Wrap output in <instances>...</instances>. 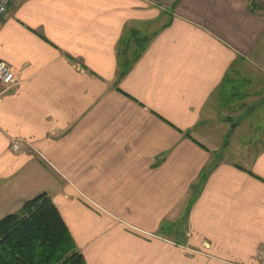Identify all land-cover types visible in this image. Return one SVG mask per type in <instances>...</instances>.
<instances>
[{"label": "crops", "instance_id": "crops-1", "mask_svg": "<svg viewBox=\"0 0 264 264\" xmlns=\"http://www.w3.org/2000/svg\"><path fill=\"white\" fill-rule=\"evenodd\" d=\"M249 7L14 0L0 220L47 193L87 264H264V11ZM230 83L247 95L231 113Z\"/></svg>", "mask_w": 264, "mask_h": 264}, {"label": "trees", "instance_id": "trees-1", "mask_svg": "<svg viewBox=\"0 0 264 264\" xmlns=\"http://www.w3.org/2000/svg\"><path fill=\"white\" fill-rule=\"evenodd\" d=\"M252 10L259 8L248 0ZM0 264H87L47 193L0 220Z\"/></svg>", "mask_w": 264, "mask_h": 264}, {"label": "rangeland", "instance_id": "rangeland-1", "mask_svg": "<svg viewBox=\"0 0 264 264\" xmlns=\"http://www.w3.org/2000/svg\"><path fill=\"white\" fill-rule=\"evenodd\" d=\"M248 1V0H247ZM255 2H256V5L259 3V2H261V5H260V7L259 8H256L255 10H252L253 8H251V4H250V2L248 1V3H249V10L251 11V12H258V10H263L264 11V0H255ZM251 77H253V76H251ZM253 78H256V81H259V82H261V80H262V82H264V71H261L260 70V72L257 74V75H254V77ZM263 78V79H262ZM244 86V85H243ZM227 88L228 89H226L225 90V96H226V98L224 97L223 99H222V101L224 102V104H226L227 102V104H229V105H233L232 107H231V110H230V108L228 107L226 110H228V111H230V113H231V111L234 109V104L235 103H238L239 101H240V99H241V97L244 95V94H240V93H238V91L237 92H234L233 91V85L230 83L228 86H227ZM237 87H235V89H236ZM260 89V87H257V90H259ZM249 90V88H248V86H247V89H245L244 90V93H247V91ZM261 92H258V94H260ZM236 94V95H235ZM245 96H247V95H244V97ZM252 102H254V101H252ZM251 103V102H250ZM249 103V104H250ZM248 104V105H249ZM247 105V106H248ZM245 107V108H243V109H245L246 111L248 110L249 112L248 113H241V114H253L254 113V111H255V109L251 106V107ZM241 114H238V115H241ZM262 114H264V108H262V109H260V108H256V112L254 113V116H260V115H262ZM238 115H236V117L238 116ZM258 120H259V118H258ZM257 122V120L255 119V123ZM255 123H253L252 125L253 126H257ZM255 127L253 128L254 130H255ZM25 152V151H24ZM24 152H22V153H24ZM15 153V152H14ZM21 152H19L18 154H22ZM256 259L257 260H262V259H264V247H261V248H259L258 249V251L256 252Z\"/></svg>", "mask_w": 264, "mask_h": 264}, {"label": "built area", "instance_id": "built-area-1", "mask_svg": "<svg viewBox=\"0 0 264 264\" xmlns=\"http://www.w3.org/2000/svg\"><path fill=\"white\" fill-rule=\"evenodd\" d=\"M14 0H2L0 3V23L6 17ZM16 75L13 69L5 62H0V84L11 87L16 83ZM10 148L13 152H24L25 146L20 140H13Z\"/></svg>", "mask_w": 264, "mask_h": 264}]
</instances>
